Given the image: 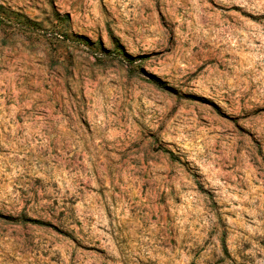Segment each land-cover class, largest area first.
I'll list each match as a JSON object with an SVG mask.
<instances>
[{
	"label": "rangeland",
	"instance_id": "374dc122",
	"mask_svg": "<svg viewBox=\"0 0 264 264\" xmlns=\"http://www.w3.org/2000/svg\"><path fill=\"white\" fill-rule=\"evenodd\" d=\"M0 264H264V0H0Z\"/></svg>",
	"mask_w": 264,
	"mask_h": 264
}]
</instances>
